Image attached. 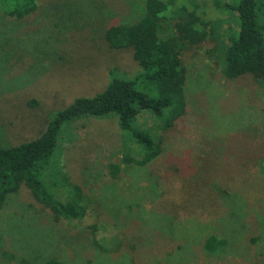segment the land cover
I'll return each instance as SVG.
<instances>
[{"label": "rangeland", "instance_id": "374dc122", "mask_svg": "<svg viewBox=\"0 0 264 264\" xmlns=\"http://www.w3.org/2000/svg\"><path fill=\"white\" fill-rule=\"evenodd\" d=\"M196 1L204 20L225 19L215 0ZM143 4L38 0L21 19L0 10V147L38 137L56 111L102 91L112 71L139 72L133 48L110 49L105 31L137 19ZM228 23L220 39L183 51L187 111L150 164L124 163L114 115L63 130L53 168L82 187L88 212L55 222L23 187L0 209V264H19L28 247L41 256L33 264L44 257L60 264H264V84L223 75ZM210 234L226 244L208 254ZM6 249L15 259L2 256Z\"/></svg>", "mask_w": 264, "mask_h": 264}, {"label": "trees", "instance_id": "16d2710c", "mask_svg": "<svg viewBox=\"0 0 264 264\" xmlns=\"http://www.w3.org/2000/svg\"><path fill=\"white\" fill-rule=\"evenodd\" d=\"M214 3L221 14H226L225 19L204 20L196 0H144L137 19L108 27L105 39L109 48H133L139 72L126 76L112 71L111 80L102 91L77 97L56 111L38 137L0 147V209L25 187L36 205L48 209L55 222L85 218L89 203L82 187L71 181L66 170L53 168L63 130L85 117L116 116L124 136V163L140 167L153 162L163 150L164 133L187 111L183 51L209 39H220L218 29L226 21H230V27L223 42V75L227 79L253 75L264 84V0H215ZM37 8L38 0H0L2 14L18 19ZM142 116L156 125L151 127L141 122ZM241 145L250 148L248 144ZM112 167L118 170L116 165ZM90 229L93 243L99 245L97 228ZM225 244L224 238L210 234L204 248L211 254ZM28 249L25 256L17 259L19 264H33V259L41 257L36 253L31 255L34 248ZM2 256L16 257L8 249ZM44 258L41 264H60L56 259Z\"/></svg>", "mask_w": 264, "mask_h": 264}]
</instances>
